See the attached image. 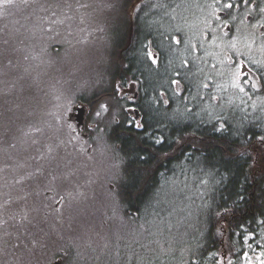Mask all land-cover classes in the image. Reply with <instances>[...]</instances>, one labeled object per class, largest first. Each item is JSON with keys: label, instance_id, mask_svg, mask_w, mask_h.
<instances>
[{"label": "rangeland", "instance_id": "374dc122", "mask_svg": "<svg viewBox=\"0 0 264 264\" xmlns=\"http://www.w3.org/2000/svg\"><path fill=\"white\" fill-rule=\"evenodd\" d=\"M40 1L43 3L26 4L16 21L21 24L22 18L32 13L33 19L26 21L30 31L19 28L11 37L21 46L18 83L23 82L28 98L23 100L21 112H0V264H53L57 260L60 264H189L200 246L202 197L211 191L209 178L214 177L199 154L183 160L170 174L161 170L159 176H153L141 193L142 207L133 216L117 192L106 190L96 196L91 190L85 194L83 184L73 182L77 177L72 171L50 176L38 167L45 165L41 157L48 162L89 157L85 148L77 145L66 116L78 98L89 99L91 105L96 91L108 87L115 66L112 45L121 42L125 29L119 19H127V6L133 0L123 5L122 0H71L70 4L66 3L69 0H62V4ZM44 5L46 9H41ZM199 6V0L145 1V11L138 13L134 29L141 31L140 36L156 30L158 40L166 36L170 41L190 28ZM47 9L52 12L50 25L45 15L38 14ZM42 18L46 24L40 28ZM130 23L131 28V17ZM130 35L133 37L134 31ZM113 101L112 108L116 107ZM157 114L155 122L163 121L168 127L171 123L201 121L218 124L217 128L227 123L235 131L242 125L264 131V112L183 110ZM119 115L113 112L108 115L110 120L106 114L93 119L101 127L89 155L98 160L96 172L106 183L121 177L119 162L115 161L120 153L106 133ZM5 131L14 137L12 142L1 134ZM35 159L38 162L34 166ZM89 186L95 188L97 184ZM47 189L61 190L47 197L48 204L43 194ZM34 193L41 199L34 204L47 209L44 214L50 223L39 229L46 233L40 236L37 254L29 256L24 254L25 230L19 221L28 214L24 201ZM60 196L57 209L54 202ZM229 262L226 259L225 264ZM217 263L223 264L221 255ZM241 264H264V257H250Z\"/></svg>", "mask_w": 264, "mask_h": 264}, {"label": "trees", "instance_id": "16d2710c", "mask_svg": "<svg viewBox=\"0 0 264 264\" xmlns=\"http://www.w3.org/2000/svg\"><path fill=\"white\" fill-rule=\"evenodd\" d=\"M61 1L57 0L58 4H62ZM122 1V5L128 3V0ZM37 2L38 4L43 3L40 0H13L11 4L0 2V112H21L23 100L28 98L24 96V93L28 91L24 89L23 82L18 83L20 73L17 72V68L19 64H22L21 46L18 42H13L11 37L12 33L19 31V28L23 30L27 28L30 31V26L27 27L26 21L33 19L32 13L22 18L24 21L21 24L16 21L20 20L18 16L23 15V7L26 4H37ZM70 2L71 0L66 3L70 4ZM41 9H46V6L44 5ZM126 13L128 14L127 19L124 20L123 17L119 19L122 27L125 28L121 42L112 45L115 66L112 67L113 72L110 74L111 80L108 87L96 91L98 93L94 94L92 106L88 102L89 99L78 98L89 104L92 112L96 111L94 107H98V102L103 100H109L111 105L114 100L116 107L112 110L122 112L119 107L122 100L115 94L117 77L122 80L132 77L131 64L127 61L132 51L133 43L130 33L133 32V27L130 28L129 12L126 11ZM38 14L39 16L45 15L49 20V25L51 24L52 18H49L51 11L47 9L39 11ZM42 19L39 21L40 28L46 24L44 18ZM125 47L120 57L118 52ZM119 63H127L128 66L118 67ZM25 102L28 104L29 100ZM157 113L143 112L145 125L143 130L127 127V118L124 114L119 117V121L110 125V130L106 132L111 139L112 147L116 143L121 144L125 157L123 173L125 172L124 174L128 177L130 173L137 175L138 180H134L139 193L136 199L137 210L142 207L141 193L145 191L144 187L147 182L153 176H159L161 170L166 167L163 155L165 143L156 144V136L167 137L171 143L172 153L169 160V171L165 170L166 174L172 173L175 166H180L183 162L178 158L179 148L191 144V147L187 148V152H191L187 159L192 160L196 154H199L204 166L212 170L214 177L211 175L209 178L212 183L211 191L202 197L200 221L198 222L200 246L189 264H218L219 255L223 257V264L226 259L231 261V264H241L250 257L257 255L264 257V139L260 144L255 141L257 136L264 138V131L261 128L253 130L246 125H242L239 130L235 131L227 123H224V127L217 128L218 124L201 121L199 123L181 121L182 123H171L172 126L168 127L163 121L155 122L154 117L158 115ZM162 125L164 127H159ZM2 133L7 141L10 139L12 142L14 137L10 136V133L6 131ZM124 135L126 137L123 139ZM176 141L181 145L173 148ZM45 158L41 157L43 160ZM35 160L34 166L38 162L37 159ZM39 165V168L43 166ZM25 187L29 188V185ZM127 189L128 192L121 197L129 203L130 187L128 186ZM31 196L27 197L29 199L24 201L23 205V208L28 209V214L24 220L19 221L25 230L23 236L26 240V251L24 254L29 256L37 254L40 236L46 233L40 230L48 227L45 224L50 222L49 216L44 214L47 209L37 208L34 204L41 199L36 193ZM130 214L133 216L131 212Z\"/></svg>", "mask_w": 264, "mask_h": 264}, {"label": "flooded vegetation", "instance_id": "af4514ba", "mask_svg": "<svg viewBox=\"0 0 264 264\" xmlns=\"http://www.w3.org/2000/svg\"><path fill=\"white\" fill-rule=\"evenodd\" d=\"M145 1L148 0L139 1L134 8L129 4L128 12L133 31L134 20L140 17L138 13L140 15L145 11L143 7ZM199 1L198 13L190 28L184 33L182 31L175 34L179 43L169 41L166 36L158 40L157 31L152 29L149 34L140 36L141 31L136 28L134 36L131 37L132 51L127 61L131 64L132 77L124 80L117 77L119 87L115 94L122 100L119 106L122 112L112 110L106 113V116L120 112L119 117L125 114L127 118V127L143 130L145 129L143 112H183V110L185 112H264V12L260 11L264 8V0H251L247 7L234 8L231 15L220 14L219 21L210 16L211 0ZM231 16H235V20H232ZM139 43L141 46L138 45ZM232 44H235V48L230 46ZM125 49L126 47L119 50L120 57ZM149 51L157 60L156 64L145 55ZM185 61L188 62L187 65ZM236 77L244 88L243 92L232 86ZM173 80L178 83L172 84ZM204 84L208 87L205 88ZM253 84L255 87H252ZM79 105H84L86 108L84 124L80 127L77 126L76 117L73 115V107ZM94 118L95 112H91L89 104L77 100L71 111L67 113L66 119L72 126L77 145L85 148L89 157L55 158L53 162L52 159L51 162L41 159V162H45V165L41 164L43 165L41 170L50 176L66 170L72 171L71 175L77 177L73 182L83 184L81 189L85 194L93 190L98 196L102 191L107 190L117 192L116 195L121 198L128 192L129 186L131 197L127 207H130L129 212L134 215L138 204L136 199L139 193L135 184L138 179L136 174L130 173L128 177L125 172L123 173L125 157L120 143L115 145V150L121 154L115 157V161L119 162L121 177L117 180L112 179L107 184L104 176L96 172L98 160L89 154L97 141L96 131L100 129L101 124L93 120ZM115 120L119 121V118L115 117ZM137 123L142 127H136ZM122 137L124 139L126 135ZM261 138L257 136L255 141L260 144L263 142ZM157 139H162V143H165L164 171H169L172 153L170 140L161 135H157ZM179 145L181 143L176 141L173 148ZM190 147L191 144L181 146L177 153L178 158L186 160L190 154L187 148ZM92 184L97 186L91 188L89 185ZM60 192V189L44 190L46 203L49 202L47 197H53L54 193L60 194ZM61 202L62 196L54 202L55 208L58 209Z\"/></svg>", "mask_w": 264, "mask_h": 264}, {"label": "snow or ice", "instance_id": "6c2138e0", "mask_svg": "<svg viewBox=\"0 0 264 264\" xmlns=\"http://www.w3.org/2000/svg\"><path fill=\"white\" fill-rule=\"evenodd\" d=\"M0 2L4 3V4H11L13 2V0H0ZM251 0H211V4L209 5V7L212 9V11L210 12V16L212 18H214L215 20H221V15L220 14H227V15H231V11L234 8H241L242 6L247 7L250 5ZM261 12H264V8L260 9ZM235 16H231L232 20H235ZM227 26V24L225 23V27ZM172 40L175 43H179L180 41L176 38V37H172ZM231 47L235 48V44L230 45ZM147 56V58L149 60H151V62L153 64L157 63V60L154 58V55L151 51L147 52L145 54ZM185 65H187V61L184 62ZM247 81H245L246 83ZM172 84H177L178 81L173 80L171 82ZM205 88L208 87L207 84L203 85ZM232 86L238 88L241 92L244 91V88L242 87V85L238 82V77L233 79L232 82ZM119 87V86H117ZM252 87H255V85L253 84ZM111 102L109 100H103V101H99L98 102V107L97 110L95 112V116L97 118H103L104 114L108 113L111 111ZM136 127H142L141 124L137 123ZM264 139V138H261ZM156 144H160L162 143V139H157L155 140ZM229 264H231V262H229Z\"/></svg>", "mask_w": 264, "mask_h": 264}, {"label": "water", "instance_id": "95a60500", "mask_svg": "<svg viewBox=\"0 0 264 264\" xmlns=\"http://www.w3.org/2000/svg\"><path fill=\"white\" fill-rule=\"evenodd\" d=\"M141 0H133L131 2V8H134V6ZM132 29V27H131ZM73 115H75L76 120H77V126L80 127L81 125L84 124V119H85V112L86 108L84 105H79V106H74L73 107ZM77 112V113H76ZM137 118V116H135ZM61 260H57L53 262V264H60Z\"/></svg>", "mask_w": 264, "mask_h": 264}]
</instances>
